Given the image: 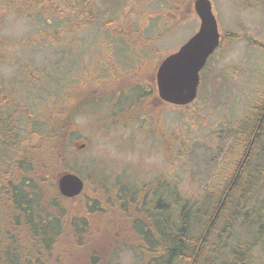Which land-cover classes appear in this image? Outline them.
<instances>
[{
  "label": "rangeland",
  "instance_id": "obj_1",
  "mask_svg": "<svg viewBox=\"0 0 264 264\" xmlns=\"http://www.w3.org/2000/svg\"><path fill=\"white\" fill-rule=\"evenodd\" d=\"M100 1L98 24L80 28L64 13L42 22L24 8L0 7V100L6 95L18 109L15 160L44 158L55 183L64 172L83 179L82 192L64 201L88 211L71 264H133L140 216L133 206L149 199L146 188L163 181L199 198L222 188L238 161L239 122L264 101V0H210L221 40L185 106L159 101L155 73L198 30L193 0ZM146 90L151 97L140 100ZM59 125L69 133L65 148L48 156V130ZM5 149L0 143V159ZM42 183L54 196L55 184Z\"/></svg>",
  "mask_w": 264,
  "mask_h": 264
},
{
  "label": "trees",
  "instance_id": "obj_2",
  "mask_svg": "<svg viewBox=\"0 0 264 264\" xmlns=\"http://www.w3.org/2000/svg\"><path fill=\"white\" fill-rule=\"evenodd\" d=\"M116 2L119 6L121 0ZM43 4L47 6L42 8ZM98 4L99 0H0V7L24 8L22 13L38 14L42 22L55 12L64 13L74 17L79 28L98 24L102 15ZM145 96L151 97L149 91L139 99ZM1 99L0 143L6 149L0 163L6 167L0 168V264H71L70 249L80 252L81 233L86 230L82 215L88 211L83 205L64 203L69 198H62L55 179L46 173L51 163L33 155L24 156L28 163H23L10 155L22 142L14 116L18 109L8 105L6 95ZM62 129L49 128L48 156L59 146L61 151L65 148ZM233 140L241 146L240 156L222 188H206L199 198L181 194L175 184L163 181L146 188L149 199L133 206L140 214L133 222L137 242L133 264H255V252L261 253L264 264V101L240 120ZM46 177L55 184L52 197L41 186ZM66 237H71L69 242ZM90 258L92 263L100 260L94 254Z\"/></svg>",
  "mask_w": 264,
  "mask_h": 264
},
{
  "label": "water",
  "instance_id": "obj_3",
  "mask_svg": "<svg viewBox=\"0 0 264 264\" xmlns=\"http://www.w3.org/2000/svg\"><path fill=\"white\" fill-rule=\"evenodd\" d=\"M193 11L199 18L198 30L177 50L164 56L155 73L157 96L176 106L195 100L200 71L221 39L210 0H193ZM56 185L62 196L72 198L82 192L83 179L75 173L64 172L58 175Z\"/></svg>",
  "mask_w": 264,
  "mask_h": 264
},
{
  "label": "flooded vegetation",
  "instance_id": "obj_4",
  "mask_svg": "<svg viewBox=\"0 0 264 264\" xmlns=\"http://www.w3.org/2000/svg\"><path fill=\"white\" fill-rule=\"evenodd\" d=\"M155 87H156V86H155ZM156 93H157V92H156ZM76 94H77V93H76ZM79 95H80V94H79ZM82 97H83V96H82ZM157 97H158V96H157ZM79 99H80V98L77 97V98L75 99V103H76ZM81 99H82V98H81ZM158 99H159V97H158ZM159 101H161V100L159 99ZM75 103H74V104H75ZM65 130H66V131H65ZM62 133H63L64 136H67V135L69 134V133H68V130H67V129H64V126H63V129H62ZM82 145H83V144H82Z\"/></svg>",
  "mask_w": 264,
  "mask_h": 264
},
{
  "label": "bare ground",
  "instance_id": "obj_5",
  "mask_svg": "<svg viewBox=\"0 0 264 264\" xmlns=\"http://www.w3.org/2000/svg\"><path fill=\"white\" fill-rule=\"evenodd\" d=\"M218 245V244H217Z\"/></svg>",
  "mask_w": 264,
  "mask_h": 264
}]
</instances>
